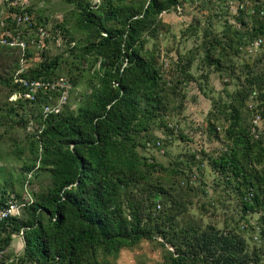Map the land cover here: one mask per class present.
Segmentation results:
<instances>
[{"label": "trees", "instance_id": "trees-1", "mask_svg": "<svg viewBox=\"0 0 264 264\" xmlns=\"http://www.w3.org/2000/svg\"><path fill=\"white\" fill-rule=\"evenodd\" d=\"M69 1H77L76 25L87 32L83 43L71 40L64 23L49 26L48 18L36 15L32 4L24 9L0 4V40L10 30L19 33L27 45L22 50L0 42V84L10 89L4 106H0V123L11 114L20 115L17 121L25 128L33 153L23 170L38 180L43 175L48 178V183L31 190L33 201L23 207L20 216L0 222V249H9L15 236L24 231L23 249L8 264H116L122 249L143 241L161 248L157 264H264V127H258V137L252 133L254 112L247 105L256 92L255 101L262 103L259 109L254 101V108L259 109L263 121L264 73L253 74L249 69V90L239 89L228 104L230 112H223L229 125L224 128L218 152L195 147L186 159L180 155L171 169L175 175H197L208 165L225 185L228 197L236 201L240 211L234 222L226 221L224 228L204 224L192 216V201L187 202L197 194L195 188L189 182L184 187L165 185L159 175L170 170L144 154L147 144L161 147L162 140L137 134L138 129L149 131L157 119L164 121L166 98L174 89L173 80L163 75L171 62L165 60L160 66L151 60L146 49L148 38L167 29L160 18L163 12L178 4L185 8L186 2L194 4L196 0H100L95 8L89 0ZM197 1L194 6L202 13L208 4L213 5L211 20L224 19L226 26L221 36L203 27L202 60L232 78V56L243 50L249 53L252 42L264 39V15L260 14L264 0H252L253 14L232 10L227 0L224 9L232 14V20L217 7L219 0ZM19 12L32 16L31 26L16 22L14 14ZM38 27L47 31L42 50L36 46L41 42ZM52 41L56 47L68 42L67 52L61 53L64 57L48 56ZM75 51L81 55L74 62L69 56L78 55ZM62 58L67 66L64 76ZM21 61L22 76L65 77L70 92L83 72L94 70L96 80H89L91 92L76 110L65 105L61 112L44 118L41 104L50 93H39L35 101L8 99L21 91L13 82ZM178 66L184 77L177 83L193 78L187 74V65L180 62ZM58 96L59 92L53 93V99ZM218 127L209 121L207 129L219 137ZM8 186L0 188V203L12 195L22 198ZM203 191L209 195L208 190ZM209 199V204L219 201ZM11 251L7 258L14 256Z\"/></svg>", "mask_w": 264, "mask_h": 264}, {"label": "rangeland", "instance_id": "rangeland-1", "mask_svg": "<svg viewBox=\"0 0 264 264\" xmlns=\"http://www.w3.org/2000/svg\"><path fill=\"white\" fill-rule=\"evenodd\" d=\"M28 1L29 4H32L36 15L40 14V16L48 18L50 21L49 26L54 27L57 23H64L65 27L70 29L72 41L76 44L84 42L87 32L76 25L78 19L76 15L78 11L76 8L77 1ZM89 1L93 7L100 2V0ZM226 1L219 0L217 7L222 9L223 16L231 18L232 14H228L225 10ZM186 3L182 13H177L176 8L163 12L160 18L166 24L167 29L154 38H148L146 49L151 54V60L160 66L165 60L171 62L170 67L163 70V75H166L169 80H173L172 86L174 89H172L174 91L170 90V94L166 98L164 121L157 119L154 123L152 122L149 131L138 129L137 134L141 136H148L147 134H149L150 139L162 140L161 147L154 146L152 143L147 144L144 154L155 158L158 163L170 170L163 171L159 175L165 185L170 186L174 183L176 186L181 184L184 187L189 182L195 188L197 194L188 197L189 201H187L188 203L192 201L190 206L192 216L201 218L204 224L212 223L219 228H224L226 221L228 224L234 222L233 219L235 216H239L240 209L237 208L236 201L228 197V193L224 191L225 185L220 184L216 173L208 165H203V172L197 173V175L195 173L188 174L187 170L185 171L187 173L180 172L175 175L171 169L174 168L176 161L181 156V159H186L185 157L191 154L195 147L205 146L214 153H217L219 148L222 147L225 134L224 128L229 125L223 112H230L228 104L232 102L233 96L237 94L239 89L244 90V92L249 90V69H253V74L255 72L264 73V46L253 50L251 53L243 50L239 54L233 55V64L230 68L231 73L234 72L232 78L228 76L227 72L215 71L214 66H208L202 60L203 27L210 28L212 34L221 36L226 27L223 23L224 19L211 20L210 13L213 10L211 4H208V7L202 13L192 3ZM234 6L233 4L231 7ZM196 17L199 21L194 23ZM60 37L62 38L63 35ZM67 41L70 42V39ZM68 42L58 43L59 47H56L54 41H52L50 45L52 49L48 52V56L54 57L67 52ZM63 54H61L62 57H64ZM74 54L78 55L70 54L69 57L71 61L75 62L79 60L81 52L75 51ZM215 55L218 56V53H215ZM180 62L183 66L187 65V74H191L194 79L190 78L189 80L186 78L182 83H177L179 78L184 77V73L182 72V74L180 69L182 67L178 66ZM63 64L64 58H62V66L60 67L61 70L63 68L61 76L66 74L67 66L66 63ZM99 64L100 62L97 67ZM83 65L88 66L87 63ZM232 68H234L233 71ZM93 72L94 70L83 72L78 85L70 92L66 106L69 105L71 110H76L87 101V95L91 92L89 80H96L93 77ZM9 91L8 87L0 84L1 107L4 106ZM249 100H251V97ZM255 102L257 107L261 109L262 102L259 99ZM247 105L250 109V103ZM252 114L253 112H251ZM11 115V117L8 116L6 120L0 123V188L8 183V188L11 187L15 192L20 193L22 198L19 199L27 201L31 199V190L40 187L42 182L48 183V178L43 175L38 180L33 177L31 172L23 170L24 163L30 162L33 156L30 151V138L27 136L25 128L17 121L20 115L17 117L14 114ZM246 117L249 123L251 121L250 115ZM209 121L215 122L219 126V137L208 131ZM262 124L264 127V117ZM195 170L196 167H194ZM189 176L191 177L188 178ZM203 188L208 190V196L203 193ZM209 198L211 200L212 198H218L219 201L216 204H209ZM23 246L24 241L17 235L12 241V245L9 246V250L20 254ZM126 251L123 252L121 257L123 256L124 261L129 264H157L162 257L161 248L149 241H143Z\"/></svg>", "mask_w": 264, "mask_h": 264}, {"label": "built area", "instance_id": "built-area-1", "mask_svg": "<svg viewBox=\"0 0 264 264\" xmlns=\"http://www.w3.org/2000/svg\"><path fill=\"white\" fill-rule=\"evenodd\" d=\"M28 0H0V4L2 3H8L12 5L19 6L21 9L26 8L29 3ZM199 2L196 0L195 5H197ZM193 4V5H194ZM229 6L235 5L234 9L239 10H250V12L253 14L255 13L254 9V3L252 0H238L237 2H233L232 0H229L228 2ZM177 13H182L184 10L183 6L181 4H178L176 7ZM2 11L0 13L1 17ZM260 14L264 15V9L262 8L260 10ZM14 19L18 24H29L32 25V16L27 12H19L14 14ZM37 32L39 37L41 38V42L37 43V48L40 50L43 49L45 46V38L47 36V31L43 27H38ZM3 44H10V45H17L22 50H25L27 45L24 39L21 37L19 33H12L10 30H6L1 37L0 40ZM264 42V39L262 37L257 38L254 42H252L249 47V53H251L253 50H257L258 48H261L262 44ZM22 62V61H21ZM23 62L21 63L20 69L16 71L13 77V82L18 84L21 87L20 92H15L9 96V101H17L20 98H23L25 100L35 101L37 99V95L39 93H50L48 95L47 101L43 102L41 104V110L40 113L44 118L48 117L50 114L53 113H59L62 111L64 106L68 103L69 97H70V90L71 85L67 78L65 77H59L57 79H47V78H26L21 75L23 72ZM59 92V96L56 100H53V93ZM256 92H253L251 94V100H250V108L253 110V128L252 133L258 137V127L262 124V116L259 112V109H255L256 103L255 101ZM31 198V197H30ZM32 198L27 201L17 198L16 196L12 195L10 198H8L6 201L0 203V222L3 220H6L10 218L11 216H20L22 213V209L24 206L29 205L32 203ZM19 235L22 240L24 237V231L23 229L17 234ZM9 249H0V264H8L12 262L19 254L15 253L14 256L11 258H7L6 255L8 254Z\"/></svg>", "mask_w": 264, "mask_h": 264}, {"label": "crops", "instance_id": "crops-1", "mask_svg": "<svg viewBox=\"0 0 264 264\" xmlns=\"http://www.w3.org/2000/svg\"><path fill=\"white\" fill-rule=\"evenodd\" d=\"M128 249H130V248H124V249L121 250L118 258L116 259V264H129V263H126L124 261L123 256L121 257V255H123V252H127L126 250H128Z\"/></svg>", "mask_w": 264, "mask_h": 264}]
</instances>
